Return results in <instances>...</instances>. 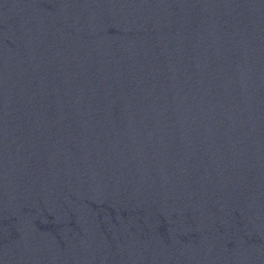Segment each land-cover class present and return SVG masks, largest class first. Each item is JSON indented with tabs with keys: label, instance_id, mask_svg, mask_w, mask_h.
Wrapping results in <instances>:
<instances>
[{
	"label": "water",
	"instance_id": "1",
	"mask_svg": "<svg viewBox=\"0 0 264 264\" xmlns=\"http://www.w3.org/2000/svg\"><path fill=\"white\" fill-rule=\"evenodd\" d=\"M0 264H264V0H0Z\"/></svg>",
	"mask_w": 264,
	"mask_h": 264
}]
</instances>
